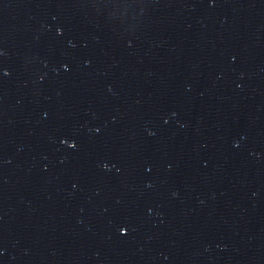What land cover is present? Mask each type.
<instances>
[{
	"label": "water",
	"instance_id": "1",
	"mask_svg": "<svg viewBox=\"0 0 264 264\" xmlns=\"http://www.w3.org/2000/svg\"><path fill=\"white\" fill-rule=\"evenodd\" d=\"M0 264H264V0H0Z\"/></svg>",
	"mask_w": 264,
	"mask_h": 264
}]
</instances>
